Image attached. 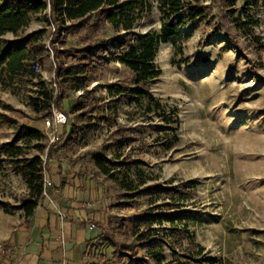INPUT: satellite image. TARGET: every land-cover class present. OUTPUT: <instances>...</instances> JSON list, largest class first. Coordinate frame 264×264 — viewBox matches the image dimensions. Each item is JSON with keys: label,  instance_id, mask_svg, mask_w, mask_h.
<instances>
[{"label": "rangeland", "instance_id": "374dc122", "mask_svg": "<svg viewBox=\"0 0 264 264\" xmlns=\"http://www.w3.org/2000/svg\"><path fill=\"white\" fill-rule=\"evenodd\" d=\"M159 1L152 3L151 13L136 27L135 34L160 30L164 16ZM203 2L210 8L208 16L197 24L181 19L176 35L159 47L154 59L162 74L147 89L160 102L163 117L168 120L147 100L136 103L114 100L107 95L108 85H128L133 77L129 69L115 61L89 86L100 97L104 109H108L107 117L114 126L113 123L95 125L73 151L81 153L78 160L88 161L93 167L92 154L110 144L115 126L131 127L135 132L127 133L121 146L110 145L106 151L109 157H115L120 152L131 153L130 147L141 146L140 151L131 153L137 161L135 165L118 168L120 178L128 175L135 179L141 171L155 180L150 184L157 183L164 189L194 183L187 198L180 203L187 215L179 221L180 225H187L194 241L182 234L180 246L163 238L161 230L160 239H165L157 242L163 247L161 264H264V51L232 27L230 31L237 37V43L231 40L218 22L220 11L213 0ZM9 6L23 5L10 1ZM254 11L258 20L255 35L264 43V9L259 7ZM29 18L28 26L18 37L45 29L41 16L30 13ZM46 30L38 38L45 47L47 60L37 62L40 69L36 72L41 81L56 89L58 61L49 38L53 30ZM101 36L113 37L116 33L110 26H99L92 21L90 27L69 36L67 41L70 47L81 48ZM16 39L12 34L3 37L5 42ZM56 48L62 53L66 51L65 45L57 44ZM60 57L71 61L65 54ZM36 82L14 75L5 62L0 63V102L13 109L5 111L0 104V144L15 142L24 147L27 157L41 155L46 161L51 139L59 130L58 127L43 129L46 118L37 117L29 106ZM64 93L63 106L71 125L75 117L70 107L76 104L81 92L65 87ZM27 127L43 130L45 138L41 142H25L20 133ZM174 137L177 140L168 149L166 143ZM39 147H45V151ZM59 150L53 147L50 155H57ZM102 179L115 202L113 225L121 219L132 223L135 215L144 212L153 199L156 205L162 203L154 192L131 202L122 198L112 180ZM27 192L24 180L8 163L0 166V202L5 203L8 215L20 211L21 199ZM124 202V207H119ZM156 220L154 228L161 226L169 230L170 224L164 216ZM138 223L142 229L144 219H138ZM104 241L110 249L100 254L98 264L106 261L116 264L112 253L131 245L132 237L111 238L106 233ZM197 246L204 248L203 255L197 254ZM135 249L139 257L148 256L146 246L137 245ZM152 264L157 263L152 261Z\"/></svg>", "mask_w": 264, "mask_h": 264}, {"label": "trees", "instance_id": "16d2710c", "mask_svg": "<svg viewBox=\"0 0 264 264\" xmlns=\"http://www.w3.org/2000/svg\"><path fill=\"white\" fill-rule=\"evenodd\" d=\"M14 1L23 6L10 7L9 2ZM155 0H0V63H6L14 75L23 76L30 82L36 80L35 94L29 97V106L37 117L47 118L52 116L54 108L60 109L66 115L64 108V88L69 87L81 92L75 105L71 106V113L75 122L71 125L58 127V140L49 146L46 161L41 155L27 157L22 145L15 142L0 144V166L8 163L11 168L24 180L27 194L21 199V209L26 218L33 215L41 199L44 197V179L47 171L50 150L59 147L62 150H72L82 144L86 134L101 123L111 125L107 117L108 109L89 86L94 82L99 73L115 61L129 69L133 77L129 84L108 85L107 95L114 100H129L139 103L147 100L150 105L164 116L163 107L147 89L148 84L161 76V70L154 65V59L161 45L173 38L181 25V19L186 18L191 24H197L206 18L210 11L203 0H160L159 9L164 16L160 30L150 31L143 35L134 33L136 27L151 13L152 3ZM213 4L219 9V24L227 33V36L237 43L230 27L243 34L250 43L264 51V43L255 35L257 27V14L254 10L262 7L264 0H213ZM41 16L45 25V31L18 37L29 24V14ZM92 21L96 25H108L116 33V36H101L89 40L83 47L74 48L68 45L67 38L91 26ZM231 23V26L230 24ZM46 28H52L50 42L57 54L56 80L54 86L49 87L41 81L35 70L37 62L47 60L44 45L38 35L45 34ZM12 34L17 39L13 42H5L3 37ZM210 35L206 37L208 40ZM57 44L65 45L63 53L56 48ZM236 45V44H235ZM239 50V48H237ZM71 57V61L63 60L60 55ZM28 67L30 70L28 71ZM1 104V102H0ZM2 105V104H1ZM5 111H12L9 105H2ZM70 113V112H69ZM164 120L168 118L163 117ZM114 126V123H113ZM42 127L44 129L43 123ZM135 129L123 126H115L111 134L110 144H105L101 152L92 154V162L100 174L112 180L120 190L122 198L131 202L149 193L160 196L162 203L156 205L155 200L149 201V206L144 212H139L132 223L127 219H121L117 225L110 226L107 234L111 238L132 237L131 245L114 251L113 258L116 264H157L162 262V244L165 239H160L161 230L163 238L171 239L181 246V236L194 241V235L188 232L187 225H180L181 218L187 215L180 207V203L188 196L193 182L183 183L177 189H164L151 177L138 171L135 179L128 175L120 178L118 168L136 164L132 159V152L140 151L130 147L131 153H118L115 157L106 154L109 146H121L127 133H134ZM21 138L25 142H41L45 138L43 130L38 128H23ZM177 140L167 141L169 149ZM44 152L45 147H39ZM156 199V198H155ZM125 202L119 207H124ZM0 208L4 213L10 214L5 203L0 202ZM166 215H162L163 211ZM164 216L169 222V230L154 228L156 218ZM138 219H144V226L140 229ZM160 222V221H158ZM162 222V221H161ZM137 245H144L148 249L147 257H139L135 249ZM197 254L203 255L204 248L197 246ZM104 264H110L106 261Z\"/></svg>", "mask_w": 264, "mask_h": 264}, {"label": "crops", "instance_id": "0c3cea01", "mask_svg": "<svg viewBox=\"0 0 264 264\" xmlns=\"http://www.w3.org/2000/svg\"><path fill=\"white\" fill-rule=\"evenodd\" d=\"M73 150L50 155L45 179L51 186L31 217L1 209L0 264H98L110 249L104 239L113 226L111 190Z\"/></svg>", "mask_w": 264, "mask_h": 264}, {"label": "built area", "instance_id": "2783aa9c", "mask_svg": "<svg viewBox=\"0 0 264 264\" xmlns=\"http://www.w3.org/2000/svg\"><path fill=\"white\" fill-rule=\"evenodd\" d=\"M40 69L39 65H35V70ZM69 119L68 115L64 112L54 108L52 111V116L43 120L44 129H56L57 127L68 125ZM58 135L55 133L51 139L52 143H55L58 140ZM51 186V183L44 179V196L46 195L47 189ZM3 250V249H1Z\"/></svg>", "mask_w": 264, "mask_h": 264}]
</instances>
